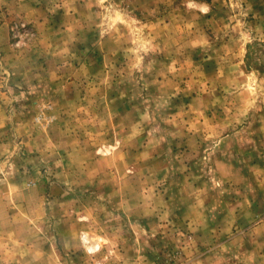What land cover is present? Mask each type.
Returning a JSON list of instances; mask_svg holds the SVG:
<instances>
[{
  "label": "rangeland",
  "instance_id": "rangeland-1",
  "mask_svg": "<svg viewBox=\"0 0 264 264\" xmlns=\"http://www.w3.org/2000/svg\"><path fill=\"white\" fill-rule=\"evenodd\" d=\"M0 264H264V0H0Z\"/></svg>",
  "mask_w": 264,
  "mask_h": 264
},
{
  "label": "crops",
  "instance_id": "crops-1",
  "mask_svg": "<svg viewBox=\"0 0 264 264\" xmlns=\"http://www.w3.org/2000/svg\"><path fill=\"white\" fill-rule=\"evenodd\" d=\"M19 70H20V69H19ZM28 73L33 74V71H28ZM23 74H27V72H24ZM20 75H21V74H20ZM21 77H22V75H21ZM22 81H23V82H26L25 78H23ZM193 139H194V136L188 134L187 138L184 139V144H185V145H187V144L189 145V144H190L189 142H193ZM143 149H144V148H143ZM144 152H145V150H142L141 153H144ZM144 158H149V157H144Z\"/></svg>",
  "mask_w": 264,
  "mask_h": 264
}]
</instances>
